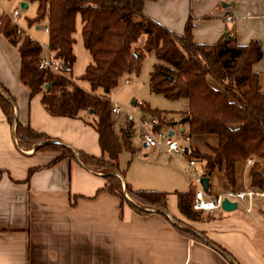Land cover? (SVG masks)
<instances>
[{"label": "crops", "instance_id": "obj_1", "mask_svg": "<svg viewBox=\"0 0 264 264\" xmlns=\"http://www.w3.org/2000/svg\"><path fill=\"white\" fill-rule=\"evenodd\" d=\"M142 12L175 34H181L189 21L192 41L199 44H213L226 34H232L237 45L257 40L261 56L252 70L258 74L259 88L264 92V0L145 1ZM32 27L37 30L39 25ZM85 51L89 64L90 55ZM18 70V52L0 34V84L13 99L17 122L63 142L75 152L102 156L95 130L80 119L48 114L39 94L30 97L18 81ZM126 75L121 77L124 81ZM69 76L73 78L71 73ZM206 80L217 87L210 77ZM84 83L80 85L87 89ZM182 100L181 109L170 113L171 120L187 116L183 115L187 101ZM136 104L132 100L130 107ZM112 121L114 133L132 148H123L119 155L127 151L136 162L134 168L129 161L125 168L121 163L119 167L118 155L121 187L125 183L136 191L163 192L165 216L203 233L237 264H264V216L253 211L259 197L252 198L249 212L244 210L243 202L229 212L201 211L198 219L183 216L177 207V193L195 188L187 166V160L193 158L143 146L138 122L139 145L135 146L130 117L123 115L117 122ZM175 125L186 153L212 154L211 147L217 144L213 134L188 137L187 121ZM58 155L56 151L18 145L13 128L0 110V264H230L209 245L180 234L160 212L139 215L116 195L103 191V173L68 157L52 162ZM193 160L197 176H202L203 161ZM254 163L264 168V159L236 162L233 185L226 181L222 170L214 169L208 175L205 194L252 188L249 170ZM129 169H133L131 173Z\"/></svg>", "mask_w": 264, "mask_h": 264}, {"label": "trees", "instance_id": "obj_2", "mask_svg": "<svg viewBox=\"0 0 264 264\" xmlns=\"http://www.w3.org/2000/svg\"><path fill=\"white\" fill-rule=\"evenodd\" d=\"M28 1L35 2L36 7L34 16L26 24L45 22L48 28L47 49L59 60L61 71L68 76L38 69V44L26 36L15 35L13 25L2 19L0 34L18 52V81L30 97L39 94L40 103L48 114L80 119L91 126L98 136L102 156L75 152L63 142L18 123L13 99L0 84V110L13 128L18 145L58 152L52 162L63 157L77 159L84 167L103 173L106 183L102 190L116 195L135 213L144 215L157 211L170 221L164 215L163 192L136 191L125 183L121 187L118 155L123 148L130 151L132 148L112 129L107 97L123 75H137L144 54L153 52L156 61L149 74L150 90L167 99L187 101V111L183 115L188 116V137L209 133L217 139L216 146L211 147V155L195 151L184 153L189 158L203 161L202 176L208 177L214 169H219L226 181L233 185L237 161L264 159V92L260 91L258 74L252 70V65L261 56L257 40L237 45L233 35L226 34L213 44L195 43L189 21L181 34H175L142 12L145 1L156 0ZM76 20L80 21L82 45L91 62L82 75L73 79L69 73L74 62L72 45ZM139 38H142L141 44L135 46ZM206 77L215 81L217 87L209 85ZM81 82H85L88 88L84 89ZM142 111L159 115V111L146 107ZM168 124H174L173 120ZM249 175L252 188H264V168L254 163ZM193 191L189 188L177 193V207L183 216L198 219L201 211L191 208ZM172 226L180 234L209 245L230 264H237L203 233L186 226H183L185 229Z\"/></svg>", "mask_w": 264, "mask_h": 264}, {"label": "rangeland", "instance_id": "obj_3", "mask_svg": "<svg viewBox=\"0 0 264 264\" xmlns=\"http://www.w3.org/2000/svg\"><path fill=\"white\" fill-rule=\"evenodd\" d=\"M20 2H26L27 4V7L25 9H20L21 24H26V21L34 16L36 7L35 2H30L28 0H7L2 2L1 5L5 8L6 11L10 12L12 8L19 7ZM44 24V21L40 23L37 30L33 29V27L29 28L34 24H26L27 28H29L27 29L28 33L37 42H44L45 40V34L43 33ZM141 41L142 38H139L134 45L140 46ZM73 54L75 55V59L72 64L70 73L73 79H77V77L83 74L88 63V55L82 45L78 21L76 22V29L74 33ZM155 61L156 60L153 52L145 53L140 62L139 73L137 75L133 73L127 74V80L125 81L123 80L124 78L119 79L117 85L109 92V102L111 104L116 103L120 106L119 113L116 115H112L111 117L115 122H117L120 117H123V115L124 117L125 115H128L130 117L133 129L131 141L135 146L139 145V139L137 136V122L138 118L142 116L141 107L159 111L158 117L160 119V123L168 124V121L172 119L170 113L173 114L172 111L181 109V106L184 102L182 99H167L161 94L150 91L149 74ZM132 100H135V102L137 103L133 108L130 107V103ZM139 103L141 104V106ZM147 113V111H144L143 115ZM168 115L170 116V118ZM176 119L179 120L175 117L173 122H176ZM175 126V124H172L171 127L164 126L162 128V131L172 130L173 138L177 139V143L179 145L185 147V142L182 136L177 132ZM180 157L183 156L180 155ZM128 161L132 164L131 168H134L136 162L134 161V159H132V155H130L127 151H122V153L119 155V167L121 163L122 168H125ZM132 170L133 169H131L130 171L129 169V172L131 173ZM253 211L260 214L261 216H264L263 198H260L254 202Z\"/></svg>", "mask_w": 264, "mask_h": 264}, {"label": "built area", "instance_id": "obj_4", "mask_svg": "<svg viewBox=\"0 0 264 264\" xmlns=\"http://www.w3.org/2000/svg\"><path fill=\"white\" fill-rule=\"evenodd\" d=\"M7 0H0V22L2 19H7L8 22L13 25L15 35L21 37H28L31 42H35L40 47V53L37 61V68L40 70H49L54 74H64L61 71V66L59 60L54 58L48 51L46 43L37 42L27 30L26 24H21L20 7H14L10 12L6 11L1 5L2 2ZM43 33L47 35L48 28L46 25L43 26ZM140 104V103H139ZM120 111V106L116 103H110L111 115H116ZM138 125L140 128L139 137L140 142L145 147H159L166 153L172 155H183V148L177 143V139L173 138V134L168 136V131H162L160 126L159 117L151 114H144L138 118ZM247 163L251 162V159L246 160ZM194 160L188 159L187 166L189 168V173L191 176L192 184L195 187L193 191V198L191 203V208L194 211H215L220 210V204L223 199L230 202H235L236 207L241 205L243 202L246 203L244 210L246 212L250 211L251 200L253 197H259L264 199V188L263 189H245V190H228L224 193H219L215 195H206L201 189L199 184V177L197 172L193 167ZM262 243L264 245V236L262 238Z\"/></svg>", "mask_w": 264, "mask_h": 264}, {"label": "water", "instance_id": "obj_5", "mask_svg": "<svg viewBox=\"0 0 264 264\" xmlns=\"http://www.w3.org/2000/svg\"><path fill=\"white\" fill-rule=\"evenodd\" d=\"M19 7H20L21 9H25V8L27 7L26 2H20V3H19ZM167 78H168L169 80L171 79L169 76H167ZM45 87H47V85H45ZM88 111L90 112V110H88ZM187 120H188V116L183 117V118H181L180 120H177L176 122H174V124H183V123H185ZM172 134H173L172 130H169L168 133H167L168 136H171ZM186 151H187V148L184 147V148H183V152L186 153ZM75 154H76V153H75ZM199 184H200L201 189L203 190V192H206V191H207V188H208V177H207V176H200V177H199ZM235 208H236V204H235V202H230V201H228V200H226V199H223V200L221 201L220 209H221L222 211L229 212V211L234 210ZM169 220H170V222H171L172 225L177 226V227L180 228V229H185L183 226L178 225L174 219L169 218Z\"/></svg>", "mask_w": 264, "mask_h": 264}]
</instances>
